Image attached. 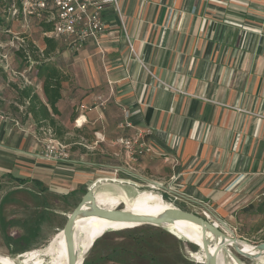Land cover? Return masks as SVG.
Listing matches in <instances>:
<instances>
[{
    "label": "crops",
    "instance_id": "obj_1",
    "mask_svg": "<svg viewBox=\"0 0 264 264\" xmlns=\"http://www.w3.org/2000/svg\"><path fill=\"white\" fill-rule=\"evenodd\" d=\"M119 5L120 13L105 7L106 28L97 41L73 55L65 50L63 61L54 63L64 74L55 126L40 125L29 113L36 126L65 132L80 104L107 98L104 108L87 112L77 126L81 140L68 141L87 150L73 163L39 158L64 170L96 169L85 176L126 172L166 184L202 210L210 211L206 201L223 205L229 211L224 222L233 227V212L249 210L264 194V0H119ZM18 93L26 112L28 100L22 102ZM36 93L46 102L43 90ZM6 117L0 118V154L28 136L13 142ZM124 120L130 128L120 127ZM137 132L143 152L133 161L115 138ZM4 172L1 176L14 179ZM26 179L45 186L41 177Z\"/></svg>",
    "mask_w": 264,
    "mask_h": 264
},
{
    "label": "rangeland",
    "instance_id": "obj_2",
    "mask_svg": "<svg viewBox=\"0 0 264 264\" xmlns=\"http://www.w3.org/2000/svg\"><path fill=\"white\" fill-rule=\"evenodd\" d=\"M3 14L7 13L3 1L0 0V24L8 25L13 29V33H3L0 36V109L7 116V124L13 127V142H16L17 138L22 137L24 133H27L28 136L24 144L18 143L16 146L14 144V149H6L7 151L0 154V161L4 166V168H0V252H4L0 255L18 256L20 253L45 245L54 233L64 227L68 215L79 203L87 189L105 178L131 183V185H122L131 197L141 190H154L176 207L201 215L206 211L212 220H215L213 210L216 209L215 214L227 223L226 215L229 214V211L224 209L223 205L206 201L210 211L202 210L199 205L189 203L190 201L186 198L166 190L165 187L143 181L129 173L124 172L119 175L92 173L85 176L87 172H96V169L91 165H82L75 167V170H64L43 161L41 158L53 161L44 155L47 137L42 129L44 126H36L30 116L25 113L24 105L20 103L18 96L19 86L22 87L25 80L22 77L10 80L2 67L1 54L8 52L10 62L15 70H23L29 66V60L20 55L18 51L13 50L8 43L12 39H16L14 35L24 37L28 52L32 54L31 59L36 61L38 52L45 49V25L36 19H31L26 24L18 20L9 21L4 18ZM261 22L264 23V19ZM258 26L263 27V25ZM59 43L60 52L56 50L46 60L57 64L63 61L62 55L65 50L71 55L75 53L62 42ZM71 59L74 57L71 56ZM34 68L36 69V67H32L29 75L33 80L32 85L41 84L42 86L41 80L35 77ZM40 88V85L36 86L35 90L42 94ZM10 118H13L14 121ZM82 134H84L83 131L76 126L75 119L72 118L60 139L65 143L68 141L73 143V141H80ZM56 136L58 135L56 134ZM86 150L79 144H69L70 160L72 159L69 162L73 163V161L81 159V154ZM40 156L42 157L39 158ZM83 159L98 161L97 157L95 159L94 156L90 157L89 155H85ZM59 162L68 161H57V163ZM7 170L11 171L14 177L23 176L30 179L41 177L45 186L34 184L32 181L19 183L9 176H1ZM75 178L82 182H78ZM108 185L103 186L108 188ZM163 186L167 185L163 184ZM256 200V204L249 210L245 211L239 208L232 214V218L236 222L231 228L237 237L239 235V241L249 245H257L264 241V211L262 213L257 211V206L264 200V194L258 195ZM122 207L133 210L128 200L119 208ZM89 249L90 247L86 251L83 264H205L200 257L202 250H199L196 243L174 235L164 227L150 224L102 231L98 234L90 251ZM231 250L245 264H259V261L239 255L233 248Z\"/></svg>",
    "mask_w": 264,
    "mask_h": 264
},
{
    "label": "built area",
    "instance_id": "obj_3",
    "mask_svg": "<svg viewBox=\"0 0 264 264\" xmlns=\"http://www.w3.org/2000/svg\"><path fill=\"white\" fill-rule=\"evenodd\" d=\"M6 19L9 21H23L25 24L31 19H36L42 23L50 24L49 30L45 31L46 37L57 40L66 45L73 52L81 50L89 41L98 40L104 32L106 24L103 13L107 5H112L117 13H120L119 0H2ZM13 33V29L8 25L0 24V36L2 34ZM15 34V33H14ZM8 44L15 51L24 49L25 58L28 59L29 66L17 71L10 62L8 52L2 53V67L10 77V80L22 77L23 86L32 85L33 80L29 76L34 60L31 59V52H28L24 37L14 35ZM43 51L41 57H43ZM108 103L107 98L97 96L91 103H82L79 106V114L75 122L81 127L86 121V113L104 108ZM28 104V101H27ZM26 113V112H25ZM27 114V113H26ZM29 115V113L27 114ZM5 117V113L0 109V118ZM82 119L80 122L79 120ZM18 124V122H16ZM19 125V124H18ZM121 128H130L131 124L124 120L120 123ZM47 135L45 141V157L53 161H69V145L60 140L52 127H43ZM140 133H123L115 138V144L120 145L128 153L131 160L136 161L143 152V145L140 140ZM210 219V218H209ZM212 220V219H210Z\"/></svg>",
    "mask_w": 264,
    "mask_h": 264
},
{
    "label": "bare ground",
    "instance_id": "obj_4",
    "mask_svg": "<svg viewBox=\"0 0 264 264\" xmlns=\"http://www.w3.org/2000/svg\"><path fill=\"white\" fill-rule=\"evenodd\" d=\"M82 119L83 118L79 121L81 122ZM125 184L131 185V183H125L117 179L105 178L99 180L91 186L95 194L96 203L101 207L116 209L128 200L132 205L133 210H128L124 207L122 208L126 211L139 214H158L168 207H174V205L166 201L160 193L150 189H140L141 191H139L136 195L133 193L135 196L133 195V197H131L127 189L122 186ZM103 185H108V188ZM130 190L132 189L130 188ZM205 215L210 218V214H207V212ZM139 225L141 224L114 222L95 215H79L75 221L73 229L75 248L79 258V263L84 260L87 249L89 247L90 249L92 248L96 237L100 232L134 228ZM161 227L168 229L174 235L185 238L187 241L201 245V227L195 223L178 220L175 223L165 224ZM208 235H210V233H208ZM238 242L243 250L251 253H257L255 245H249L239 240ZM215 246L216 244L212 245L211 250H214ZM231 248L232 246H228L219 252L218 264H245L244 262L239 263L236 261ZM66 250L65 235L62 228L54 233L49 241L42 247L25 251L20 253L18 256L10 255L11 257H9L0 255V260L6 264H68ZM200 257L205 263L206 258L203 251ZM256 261H259V264H264V255L257 258Z\"/></svg>",
    "mask_w": 264,
    "mask_h": 264
},
{
    "label": "water",
    "instance_id": "obj_5",
    "mask_svg": "<svg viewBox=\"0 0 264 264\" xmlns=\"http://www.w3.org/2000/svg\"><path fill=\"white\" fill-rule=\"evenodd\" d=\"M159 187H164L161 183L150 181ZM205 212V213H204ZM203 215L185 210L179 207H168L158 214H139L135 212L126 211L123 208L109 209L101 207L96 203L95 194L91 186L82 196L79 203L75 206L72 212L68 215L67 221L63 227L65 235V242L67 247L68 264H83L84 260L79 263V258L75 248L74 240V224L79 215L85 216H99L110 221L120 223H133V224H150L154 226H164L165 224L175 223L178 220H185L195 223L201 227V245H197L199 250L205 254V264H218L219 252L232 246V248L241 256L256 260L264 255V241L255 245L257 253H251L243 250L238 242L239 238L234 231L219 217L215 216V220H210L206 216V211ZM211 217V216H210ZM210 233V235H208ZM214 250L211 246L215 245ZM232 244V245H231ZM233 251V250H232ZM237 262L243 263L240 257L233 253ZM0 264H6L0 260Z\"/></svg>",
    "mask_w": 264,
    "mask_h": 264
},
{
    "label": "trees",
    "instance_id": "obj_6",
    "mask_svg": "<svg viewBox=\"0 0 264 264\" xmlns=\"http://www.w3.org/2000/svg\"><path fill=\"white\" fill-rule=\"evenodd\" d=\"M43 24L45 25V31L50 29V24ZM45 43L46 47L43 50L44 56L41 57V52H38V58H35L36 61H34L33 67H36L37 76L42 80V90L46 97V102H43L40 99L39 95L34 92V87L31 85L24 86L22 89H19V92L22 102L25 101V99L28 100L26 113H30L40 125L48 123L54 127L56 122L53 115L60 113L57 107V102L62 97L61 89L64 74L54 63L50 60H46L56 51L58 44L48 37L45 38ZM18 52L20 55L26 56V51L24 49H21ZM56 134L61 138L63 131L57 130ZM14 179L19 183L27 182V179L22 177H14ZM257 211L259 213L264 211V200L257 206Z\"/></svg>",
    "mask_w": 264,
    "mask_h": 264
}]
</instances>
